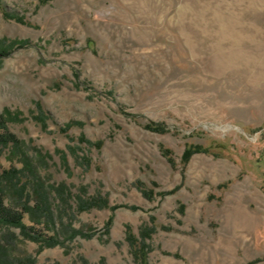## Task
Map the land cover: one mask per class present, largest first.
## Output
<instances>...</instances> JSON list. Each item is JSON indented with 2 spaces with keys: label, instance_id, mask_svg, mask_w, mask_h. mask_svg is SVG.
I'll return each mask as SVG.
<instances>
[{
  "label": "rangeland",
  "instance_id": "rangeland-1",
  "mask_svg": "<svg viewBox=\"0 0 264 264\" xmlns=\"http://www.w3.org/2000/svg\"><path fill=\"white\" fill-rule=\"evenodd\" d=\"M2 48L0 115L31 163L0 146L22 171L5 202L60 241L0 223L4 264H136L127 226L152 217L151 264H264V0H0ZM189 143L208 151L184 165ZM100 197L119 207L82 210Z\"/></svg>",
  "mask_w": 264,
  "mask_h": 264
},
{
  "label": "trees",
  "instance_id": "trees-1",
  "mask_svg": "<svg viewBox=\"0 0 264 264\" xmlns=\"http://www.w3.org/2000/svg\"><path fill=\"white\" fill-rule=\"evenodd\" d=\"M1 55H8L10 53V50L6 48H2ZM144 127L146 129H149L151 131L155 132H161L165 133L168 131L167 125L163 122H156V121H149L144 124ZM2 129V130H1ZM80 139L84 142H87L88 144H92V142L87 139L85 136H81ZM22 141L12 132L8 130L5 124V119L2 115H0V146L4 147H10L12 148V151L17 153L18 151H21L24 157V167L29 168L31 166L30 158L22 150ZM97 145L101 146L102 142H98ZM160 150L164 154V156L167 158V160L170 162L171 165H176L175 158L173 156L172 149L166 147L164 144L160 145ZM208 148L203 147L198 144H192L189 143L185 146V149L182 154V162L184 165H187L192 156L197 152H207ZM21 170L17 168H11L6 169L3 171H0V223L7 224L9 227H19L21 228V232L24 236L38 241L41 243V247L45 246H54L60 241L56 237H50L49 239H42L37 235H34L31 233V228H28L27 225L23 222L24 214L26 212L34 213L35 208H32L27 203H24L22 205V209L19 210L11 205H8L5 202V196H6V189L10 183L19 184L21 182L20 174ZM143 183L140 182L139 187L142 188ZM26 184L22 183V190L25 191ZM172 191H162L160 192L161 195L168 194ZM23 193V192H22ZM144 195L148 199H153L154 197V190L153 189H143ZM85 203L82 207V210L90 209L93 207H110L112 210H115L118 208V205H110L109 199L107 197H100V198H93L90 200V202H83ZM43 204H38L36 209L43 210L47 208L50 212L51 209L47 204L44 202ZM132 209H138V206L132 205L130 206ZM181 210L183 212L184 206L181 207ZM113 224V217L111 216L107 223V230L109 231L111 226ZM158 224L156 222V218H151V224H146L141 228V236H137L131 229L130 226H127L126 231V240L128 241V244L130 246V251L132 253V256L136 262V264H151L149 260V253L152 250L151 244L148 242L149 239L153 237V234L157 232L158 230ZM82 235L83 237L90 238L92 237L91 233H85L82 230H78L73 228L71 238L75 237L76 235ZM3 247V246H2ZM4 248V247H3ZM5 252H7L5 248ZM7 255L3 253V257L0 258V264H4L6 262Z\"/></svg>",
  "mask_w": 264,
  "mask_h": 264
}]
</instances>
